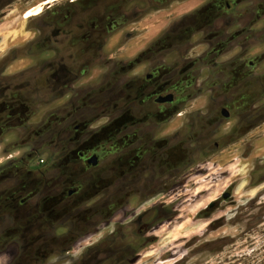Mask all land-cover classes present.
<instances>
[{"label": "rangeland", "instance_id": "1", "mask_svg": "<svg viewBox=\"0 0 264 264\" xmlns=\"http://www.w3.org/2000/svg\"><path fill=\"white\" fill-rule=\"evenodd\" d=\"M46 1L0 0V238L16 216L34 237L25 248L1 241L0 264H264V122L231 143L223 135L233 122L183 140L195 130L183 116L204 111L205 96L195 95L181 115L144 130L164 150L178 132V158L166 163L177 148L165 152L160 173L141 167L143 153L131 162L124 153L139 88L126 81L147 62L118 81L108 66L141 54L160 32L166 38L208 0H50L25 17ZM211 1L203 13L219 5L226 15L207 38L264 42V0ZM242 17L249 30L239 36ZM195 28H184L191 42L203 40ZM27 29L34 35L14 47ZM93 152L102 158L88 168Z\"/></svg>", "mask_w": 264, "mask_h": 264}, {"label": "flooded vegetation", "instance_id": "2", "mask_svg": "<svg viewBox=\"0 0 264 264\" xmlns=\"http://www.w3.org/2000/svg\"><path fill=\"white\" fill-rule=\"evenodd\" d=\"M209 4H212L211 0L198 9L192 10L190 20H187L190 18L187 16L190 12L179 16L177 19L182 18L179 26L168 33L166 38L160 32L156 42L146 44L141 54L126 57L123 64L113 61L111 62L113 67L108 66L113 68L108 72L109 76L114 74L111 79L118 81L122 73L126 76L134 74L132 71L138 63L147 62L145 73L142 76L126 81L128 88L137 82L139 88L135 87L133 90H138L139 93L134 92L130 95L133 100L128 107L129 120L125 124L128 134L126 142L129 145L126 146L127 151L124 153H132L129 157L130 162L133 156L143 153L145 157L139 161V164L149 175L155 170H158L157 173L161 172L160 166L165 161V152L174 151L177 148L175 155H171L166 163H169L171 157L172 159L178 158L179 137L178 132H174L171 147L164 150L162 147L164 142L154 141V137L149 132H144L145 128L149 125V127L158 128L160 122L164 123L170 117L181 115L180 111L189 107L188 101L192 100L195 95L205 96L204 111L191 110L187 112L188 116H183L186 124L190 123L192 117L193 123L191 122L190 125L195 128L183 140H191L194 133L201 129L209 135L211 131H217L229 122H233L231 128L223 135L226 142L231 143L249 133L254 134L258 126L264 122V42H248L243 39L239 42H226L224 39L216 42L207 38L208 33L211 32L212 22L218 16L226 15L223 11H219V5L203 13L204 8L206 10ZM224 4L227 12L231 10L228 1ZM243 10L241 8L240 14H243ZM240 21L242 22L241 27L236 28L239 36L243 35L244 30H249L246 26L244 27L243 17ZM255 21L257 17H253V23ZM186 26H192V29L193 26L197 27L195 29L202 32L203 40L198 39L197 42H191L190 39L195 35L185 30ZM196 47L202 50L193 55ZM201 78L203 80L199 82ZM148 138L152 139L148 140ZM154 145L156 148L152 150ZM213 145L216 150L219 143L214 142ZM250 145L245 146V154L251 152ZM79 156H82L81 152ZM101 158L98 152H93L89 158L84 160L86 167L96 166ZM146 159L150 161L146 162ZM172 163L174 164L173 160ZM133 178L134 175L129 174V180ZM25 200L26 198L21 202ZM15 218L10 223H12V228L14 226L16 229L11 231V236L1 237L0 244L6 239L7 243L16 245L20 243L21 248H25L30 245L34 237L26 236V232L18 230L20 222L18 216ZM14 221L16 225L13 224ZM44 256L42 253V257Z\"/></svg>", "mask_w": 264, "mask_h": 264}, {"label": "bare ground", "instance_id": "3", "mask_svg": "<svg viewBox=\"0 0 264 264\" xmlns=\"http://www.w3.org/2000/svg\"><path fill=\"white\" fill-rule=\"evenodd\" d=\"M50 0H47L46 2H40L35 6H30L27 8V10L25 11V17H31L34 16L35 14L40 13L43 8L45 7V5L49 2ZM43 12V11H42ZM4 29V25L0 26V32Z\"/></svg>", "mask_w": 264, "mask_h": 264}, {"label": "crops", "instance_id": "4", "mask_svg": "<svg viewBox=\"0 0 264 264\" xmlns=\"http://www.w3.org/2000/svg\"><path fill=\"white\" fill-rule=\"evenodd\" d=\"M22 17H23V14H22ZM33 32V35H34V31L32 30V29H27V30H22V31H18V35L19 34H22L21 35V37L19 38L18 37V35H17V37H15V39H17L16 41L18 42L14 47H17V46H19L21 43V39L23 38V37H25L26 35H31V33ZM33 36H31V38H32ZM22 41H25L24 39L22 40ZM28 41V40H27ZM0 42H1V40H0ZM23 43V42H22ZM11 47V46H10ZM24 60H30V58L29 57H25V58H18V57H16L15 59H14V62L16 61V62H20V61H24Z\"/></svg>", "mask_w": 264, "mask_h": 264}]
</instances>
